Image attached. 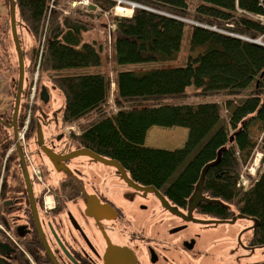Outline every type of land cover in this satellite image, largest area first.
Here are the masks:
<instances>
[{
    "label": "trees",
    "instance_id": "obj_1",
    "mask_svg": "<svg viewBox=\"0 0 264 264\" xmlns=\"http://www.w3.org/2000/svg\"><path fill=\"white\" fill-rule=\"evenodd\" d=\"M14 1L26 75L40 57L38 88L46 75L61 92L59 116L64 125L79 122L78 144L119 161L133 179L162 190L180 206L201 182L207 199L203 211L217 218H256L254 242L264 244V24L249 15L264 14L260 0L194 5L190 0H91L100 7L99 16L112 15L119 1L139 6L132 16H112L116 66L174 60L188 30L184 66L142 74L117 69L113 78L101 70L104 56L97 42L86 38L88 19L66 13L76 0H54L52 6V0ZM0 3L6 7L0 31L10 36L16 52L10 1ZM23 26L31 37L28 49L20 35ZM16 61V68L5 66L0 73L16 70L17 96L18 56ZM32 81L29 77L23 113L12 119L17 126L26 118ZM112 84V101L99 102ZM42 103L37 94V115ZM154 126L186 128L188 138L174 150L149 147L145 140ZM256 151L263 154L262 167L248 174L245 188L241 177Z\"/></svg>",
    "mask_w": 264,
    "mask_h": 264
},
{
    "label": "flooded vegetation",
    "instance_id": "obj_2",
    "mask_svg": "<svg viewBox=\"0 0 264 264\" xmlns=\"http://www.w3.org/2000/svg\"><path fill=\"white\" fill-rule=\"evenodd\" d=\"M7 81L0 93V264H264L255 225L250 231L242 218H217L202 210L204 200L190 212V201L175 204L117 160L127 179L90 156L69 158L80 149L100 154L78 144L79 132L51 117L47 103L40 115L28 106L17 126L16 77ZM28 81L25 72L19 114Z\"/></svg>",
    "mask_w": 264,
    "mask_h": 264
},
{
    "label": "rangeland",
    "instance_id": "obj_3",
    "mask_svg": "<svg viewBox=\"0 0 264 264\" xmlns=\"http://www.w3.org/2000/svg\"><path fill=\"white\" fill-rule=\"evenodd\" d=\"M190 1L192 5L198 2V0H190ZM82 4L83 3H78L76 6L71 5L70 8L67 9V11H71V14H75V10H76V13H78V15H81L88 19L91 26L89 27V30L86 33V38L89 40H95L97 42L99 48L101 49V53L104 56V64L101 67V70H103L107 74H110L111 78L115 76L117 69L119 71H134L136 73L142 74V73H145V72H148L154 69H158V68L178 67V66H184L186 64V55H187V46H188V37H189L188 30L185 34L183 50L181 51V53L176 59L171 60V61H166V62H148V63L127 64V65L116 66L113 61L112 31H113L114 26H113L112 16L114 15L119 16V17L132 16L134 12V8L139 7V6L135 3H128L127 5H123L121 3L122 4L121 7L115 8L112 15L106 14V15L99 16L100 14L98 15L97 8H94L91 2L88 5L87 4L82 5ZM119 4L120 3H117V5ZM122 7L125 9H131L132 12L130 14H127L126 11L120 10V8ZM86 11L90 13H87ZM5 17H6V7L4 6L3 3H0V27L1 28L4 26ZM20 35L23 38L25 48L28 49V47L31 45V37L26 27L23 26L20 29ZM4 37L7 42V43L5 42L6 44L2 41ZM16 60H17V56H16L15 48L11 41L10 36L9 35L4 36L2 35L0 31V70H2L4 66H10V67L16 68L17 66ZM26 62L30 63L29 58L27 56H26ZM66 72L69 73L72 71H65L63 73H66ZM14 76L17 77L16 70L15 71L10 70V72L8 70L3 71V73L0 76V93H2V90L5 91L7 88L5 86V82H8L7 80L10 77H14ZM29 77L33 80L32 85H31L32 87H33L34 82L37 81L36 82L37 89H38L37 91H39L41 88L40 89L38 88L39 87L38 81H39V78L41 77V72L40 70H38V60L36 62L33 72L29 74ZM3 81H4V84H3ZM42 85L46 86L48 93H49L47 109H48L50 116L54 117V115L56 114L59 115L62 105H63V101H64L63 95L58 89L54 88L51 81L49 80V77H47L46 75L45 76L42 75ZM109 93H110L109 100H106L105 101L106 103L112 101V98H113L112 85L110 87ZM2 99H3V102H5V98L1 96L0 94V100ZM3 102L1 103L3 104ZM33 110H34V107H33ZM32 115H34V113H32ZM38 124L42 125L40 120L38 121ZM68 125L74 127L75 129L80 130L79 122L75 121ZM161 138H162V141L169 142V140H167L168 136L163 135ZM159 140L160 139L158 138V141ZM172 147H175V146H172ZM259 152L261 153V151H256L255 156L253 157V162L256 159H259L261 157V154ZM256 163H257V166L262 167L261 161L260 162L257 161ZM254 173H257V170L256 171L254 170ZM199 189L200 188L197 187V191H199ZM242 220L243 221H241L240 223H242L246 227L248 226V229L250 231L252 230V227L257 223L256 218H248V219L242 218ZM261 253H264V249L261 250ZM261 256L264 257L263 254H261Z\"/></svg>",
    "mask_w": 264,
    "mask_h": 264
},
{
    "label": "water",
    "instance_id": "obj_4",
    "mask_svg": "<svg viewBox=\"0 0 264 264\" xmlns=\"http://www.w3.org/2000/svg\"><path fill=\"white\" fill-rule=\"evenodd\" d=\"M9 1H10V6H11V30H12V36H13L14 44L16 47V51H17V55H18V62H19V80H18L19 81V87L17 90L16 104H15V106H16L15 116H16L18 114L19 101H20L22 91H23V82H24V76H25V60H24V54L22 51L20 39L18 36L17 23H16L15 1L14 0H9ZM54 88H55V86H54ZM40 97L44 102H48L49 93H48V90L46 87H43ZM37 137H38V142L41 143L43 141L42 129L38 130ZM49 155H50L51 160L53 162L57 161L56 157H54L53 154H49ZM79 155H87V156H90L91 158H94L96 161L102 162L104 164L117 166L121 169L123 176H125L127 179V174H126L125 170L119 166V163L116 160L103 157V156L98 155L95 152H92L88 149H80L78 151H75L74 153L69 155V158H73V157H76ZM65 159H66V157H65ZM197 187L200 188L199 191H197V189H196L195 192L193 193V195L191 196V198L189 199V201H190L189 211L190 212L197 206V204L199 203L200 200H207L205 198V196H203V194H202L201 182L199 183V185Z\"/></svg>",
    "mask_w": 264,
    "mask_h": 264
},
{
    "label": "crops",
    "instance_id": "obj_5",
    "mask_svg": "<svg viewBox=\"0 0 264 264\" xmlns=\"http://www.w3.org/2000/svg\"><path fill=\"white\" fill-rule=\"evenodd\" d=\"M109 95L110 93L108 92L103 93V96L99 102H105L106 100H109ZM188 133V129L182 127L163 128L154 126L149 129L147 133L145 145L153 148L174 150L176 149L175 147L179 148V146L182 147L185 144L188 138ZM163 135L168 136L167 140H169V142L162 141L161 137ZM158 138L160 139L159 141Z\"/></svg>",
    "mask_w": 264,
    "mask_h": 264
},
{
    "label": "built area",
    "instance_id": "obj_6",
    "mask_svg": "<svg viewBox=\"0 0 264 264\" xmlns=\"http://www.w3.org/2000/svg\"><path fill=\"white\" fill-rule=\"evenodd\" d=\"M52 1H54V0H52ZM260 2H261V6L264 8V0H260ZM78 3H83L82 5L90 4L89 0H80V1L73 2L72 6H76ZM119 3H121V1H119ZM250 15L253 16L254 18L260 20L262 23H264V14L263 15H261V14H256V15L250 14ZM43 41H44V38H42V42ZM35 93H36V82L34 83V86L32 87L31 99H30L31 105H32V102L34 100ZM24 127H28V120H27L26 125ZM256 162H257V159L254 162V165H257ZM250 172L253 173V169H250ZM241 183L244 187L248 186V180L244 176H242V178H241Z\"/></svg>",
    "mask_w": 264,
    "mask_h": 264
},
{
    "label": "bare ground",
    "instance_id": "obj_7",
    "mask_svg": "<svg viewBox=\"0 0 264 264\" xmlns=\"http://www.w3.org/2000/svg\"><path fill=\"white\" fill-rule=\"evenodd\" d=\"M120 10H122V11H126L127 12V14H130L131 12H132V10L131 9H125V8H120Z\"/></svg>",
    "mask_w": 264,
    "mask_h": 264
}]
</instances>
